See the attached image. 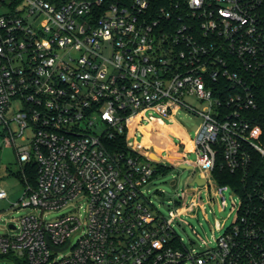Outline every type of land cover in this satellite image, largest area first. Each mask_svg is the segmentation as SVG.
Segmentation results:
<instances>
[{"label":"built area","instance_id":"1","mask_svg":"<svg viewBox=\"0 0 264 264\" xmlns=\"http://www.w3.org/2000/svg\"><path fill=\"white\" fill-rule=\"evenodd\" d=\"M263 4L0 0V137L18 172L37 176L14 204L32 212L0 235V264H264V190L242 196L212 177L219 161L246 180L254 154L264 160L250 117L264 80ZM177 107L201 120L194 164L186 150L177 160L130 143L131 130L146 139L153 115L175 121ZM166 162L197 169L204 182L187 195L203 192L210 205L222 189L237 196L214 247L188 250L173 229L195 201L175 202L165 218L145 196ZM52 212L64 214L47 222Z\"/></svg>","mask_w":264,"mask_h":264},{"label":"rangeland","instance_id":"2","mask_svg":"<svg viewBox=\"0 0 264 264\" xmlns=\"http://www.w3.org/2000/svg\"><path fill=\"white\" fill-rule=\"evenodd\" d=\"M184 101L197 110L202 108L201 103L195 99ZM174 114L175 121L160 119L159 116L153 115L152 118L157 121L151 123L143 122L146 139L141 137L133 138V134L136 131L131 130L130 143L136 141V143L148 147L150 151H154L155 148L163 157L167 155L166 151L168 148L174 150L172 145L176 143L179 145L178 150L180 152L186 150V163L194 164L196 155L194 153L190 154L193 149L191 139H194L197 134L201 120L199 117L186 114L178 107L174 109ZM138 132L140 133V131ZM143 140L145 141L143 142ZM152 159L157 160V157L153 156ZM166 167H168L166 170L157 173L153 177L145 189V196L152 206L165 218H168L169 211L175 207V202H180L185 198H187L188 202L195 201L198 205L196 210L191 216H181L180 221L174 222L173 229L188 250L201 253L205 251L206 245L214 247V240L222 235L225 229L235 221L236 209H233L232 203L238 206L239 200L237 196L229 188L222 189L216 201L211 205L207 204L206 195L203 192L200 195H195L193 192L186 194V190L189 188L192 191L198 189L197 185L190 187L196 176L195 173H197L196 168H172L171 164L167 162ZM18 171H20V167L14 150L3 146L2 138L0 137V188L7 194L6 199L0 200V235L9 234L8 225H18V221L22 216L32 212L29 208H14V204L22 200L25 193L24 186L15 177ZM213 184V181L210 182L211 186ZM26 201L27 199H24V202ZM80 204L82 202H77L74 206L77 214H82V211L78 210ZM185 205L182 204L180 206V211L184 209ZM62 214L64 213L52 212L45 215L44 218L47 222H50ZM186 264H190V262Z\"/></svg>","mask_w":264,"mask_h":264},{"label":"trees","instance_id":"3","mask_svg":"<svg viewBox=\"0 0 264 264\" xmlns=\"http://www.w3.org/2000/svg\"><path fill=\"white\" fill-rule=\"evenodd\" d=\"M262 13L264 16V4L262 6ZM257 107L255 110L250 112V117L252 124L258 126L261 129L260 142L264 146V80L256 88L255 91ZM113 145H117L120 150L125 149L124 138L118 137ZM253 163L250 169V176L246 180L241 179L240 174H230L227 170L222 168L221 162H217L213 172L212 177L221 186H227L242 196L244 192L252 189L261 187L264 190V160H262L258 155L254 154ZM168 167L158 166L156 168L155 175L157 173L163 172ZM154 175V176H155ZM15 177L19 179L21 184L24 186L26 183L30 184L32 187L36 185V172L35 169L25 167V172H17Z\"/></svg>","mask_w":264,"mask_h":264},{"label":"crops","instance_id":"4","mask_svg":"<svg viewBox=\"0 0 264 264\" xmlns=\"http://www.w3.org/2000/svg\"><path fill=\"white\" fill-rule=\"evenodd\" d=\"M173 146V145H172ZM169 151V152H168ZM184 154V152H180V151H175V150H171V148H168L167 149V156L169 158H174V159H177V160H180L182 158V155ZM181 165H187V164H182L180 163L179 164V167ZM189 166V165H188Z\"/></svg>","mask_w":264,"mask_h":264},{"label":"water","instance_id":"5","mask_svg":"<svg viewBox=\"0 0 264 264\" xmlns=\"http://www.w3.org/2000/svg\"><path fill=\"white\" fill-rule=\"evenodd\" d=\"M180 168L192 169V166L181 165ZM203 182L204 181L202 179L198 178V176L196 175L191 185H198L199 186V185L203 184Z\"/></svg>","mask_w":264,"mask_h":264},{"label":"bare ground","instance_id":"6","mask_svg":"<svg viewBox=\"0 0 264 264\" xmlns=\"http://www.w3.org/2000/svg\"><path fill=\"white\" fill-rule=\"evenodd\" d=\"M145 140H143V142H144ZM131 143H136V141H132Z\"/></svg>","mask_w":264,"mask_h":264}]
</instances>
